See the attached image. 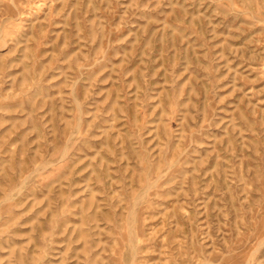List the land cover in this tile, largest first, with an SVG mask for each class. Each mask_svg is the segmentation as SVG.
Wrapping results in <instances>:
<instances>
[{
	"label": "rangeland",
	"instance_id": "obj_1",
	"mask_svg": "<svg viewBox=\"0 0 264 264\" xmlns=\"http://www.w3.org/2000/svg\"><path fill=\"white\" fill-rule=\"evenodd\" d=\"M0 264H264V0H0Z\"/></svg>",
	"mask_w": 264,
	"mask_h": 264
}]
</instances>
